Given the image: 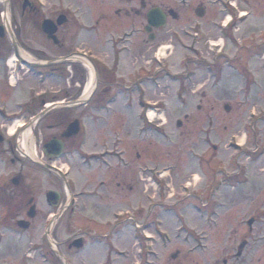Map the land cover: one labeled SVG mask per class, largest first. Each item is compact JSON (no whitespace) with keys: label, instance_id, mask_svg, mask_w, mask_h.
<instances>
[{"label":"rangeland","instance_id":"rangeland-1","mask_svg":"<svg viewBox=\"0 0 264 264\" xmlns=\"http://www.w3.org/2000/svg\"><path fill=\"white\" fill-rule=\"evenodd\" d=\"M29 1L37 6L38 13L35 16L28 10H22L16 0H7L11 28L25 58H33L39 51H60L41 31V24L45 19L56 21L60 15H67L69 22L59 28L57 34L59 39L62 35L74 36L79 33L76 39L73 38L72 41L67 39L69 48L80 47L79 49L91 51L94 57L103 60V63L105 61L110 69L115 68L111 60L112 46L114 45L117 51L121 48L119 52L123 53L121 54L123 64L119 77L127 78V81L131 78L135 80L140 74L153 77L159 63L152 59L153 55L157 54L159 49L166 48L165 55L160 59L164 61V70L156 79L160 80L161 88L158 89L151 84L145 87L147 102L155 116V123L147 125L148 135L138 134L142 111L137 105L129 106V102L133 101L134 91L123 94L122 83L118 81L120 78L116 80L115 77L110 92L115 91L120 95L110 105L111 114L92 113L87 145L89 150L86 148L83 153L90 154L100 150L103 134H106L108 141L111 142L115 137L117 139L120 133L126 143L121 149L127 150L132 165L135 163L137 166L141 164L139 167L147 165L148 168H152L158 164L160 169L171 165L175 170L163 174L161 178L164 187L159 189L158 184L150 178L149 172L143 174L139 173V170L130 172L118 168L113 175L97 162L85 165L87 157L82 153L67 156L61 162H54L53 164L64 173L68 172L66 179L74 184L77 192H80L84 185L87 190L104 192L102 194L104 211L100 206H96L93 198L79 199L71 206L70 200L67 202L70 207L66 217L60 221L66 222L67 231L64 235V228L59 225L56 227L59 240L72 239V235L81 228L102 229V232H108L106 229L108 228L114 229L115 234H121V228L132 226L133 221L128 219L119 222L111 220L112 211L108 217V197L112 194L116 202L114 207L116 209L113 208L114 215L131 210V216L140 226L148 224L151 220L147 232L159 239L156 248H153L159 257L154 258V255H151L149 260H155L156 264H170L172 255L178 252L180 264H223L224 260H228V264H264V62L256 60V57L264 54V0H258L257 3L249 0L248 4L244 2L237 4L240 11L251 12L252 15L242 24L237 21L235 28L238 31L231 34L237 41L235 43L230 41L231 35L221 33L218 28L219 24L225 21L226 15L221 13L220 7L210 8L206 1L209 10L204 18L197 20L195 17L197 5L192 1L187 14L186 10H180L181 22L177 24L170 21L165 29L155 31L154 41H149L143 29L146 25L145 13L150 7L144 9V19L130 15L126 10L132 5L139 7V0ZM178 1L147 0L150 4L158 6L166 5L163 2L174 6ZM257 4L260 7H257ZM4 8L3 1L0 3V12H3ZM0 24H3L2 17ZM174 32L177 33L175 36ZM129 36H133L134 39L127 48L131 49L133 54L124 52L121 44ZM211 42L218 46L212 47ZM236 43L242 46V50ZM222 49L223 56H218ZM138 50L140 53L136 54ZM196 53H200L199 58L194 55ZM1 56L8 58V61L14 56L12 42L8 37L0 39V72L3 63ZM84 64L83 72L75 70L74 81L79 84L81 79L80 85L85 91L90 73L87 69L89 65L87 62ZM208 65L212 67L211 74L207 72ZM187 69L192 70V83L183 78L182 74ZM167 70L180 73L176 76V82L181 84L180 93L185 94L184 102L177 98L178 87L170 81L172 77L171 79L167 77ZM244 73L248 75L247 82L244 81L246 80ZM103 76L105 75H102V78ZM240 81L247 83L246 85L243 83V89L240 88ZM35 82L31 78H26L24 83L17 87L19 81L14 82L12 78L11 83L17 87L13 99L30 98L31 89L38 93L50 88L55 90L57 86L63 85L61 79H53L46 85H38ZM72 82L73 80H70L67 83L68 87H72ZM68 91H71V88ZM100 95L101 92H98L99 98L102 96ZM225 105L231 107L229 114L224 111ZM96 116L98 118H95ZM142 136L145 140H142ZM236 144L243 146V149H237ZM32 151L37 162L26 161L27 178L35 179L41 188L45 189L47 185L45 186L44 179L49 176L51 189L60 190L63 185L60 176L42 169L39 165L40 161L42 163L41 155L35 156L34 148ZM137 152L140 154L137 160H141L142 163L134 159ZM0 157L2 177L12 173L14 167L7 160V156ZM236 159L239 162H236ZM238 165L242 170L240 175L236 176ZM102 178L106 185L104 188H100L97 182ZM215 179L223 180L222 183L226 184L223 190L216 187L218 193L211 204L214 212L206 221L205 218H201L194 206L202 207L207 204L205 202L208 188L214 184ZM153 180L156 182V179ZM87 182L89 184H86ZM118 183H125V188L119 187ZM183 186L192 189L191 196L185 195ZM231 186L235 189L230 188ZM146 195L150 199L153 197L156 204L151 210L146 209L148 202ZM39 205L46 210V203ZM56 212L55 208L50 210L52 216ZM157 214L162 222V231L169 234L162 237L164 247L161 236L156 235L150 225L151 216H154L153 222H156ZM55 217L58 216H53L51 225L48 220H39L36 232H41L46 225H49L52 231L57 220ZM250 220L254 221L252 227L248 225ZM194 228L202 229L208 236L206 242L203 239L205 236L192 231ZM122 235L123 238L118 240L119 244L112 249L113 264H138L139 248L133 240L134 234L126 228ZM105 243L107 242L96 241L91 247L74 253L69 260L73 264H103L107 257ZM244 244L246 246L243 256L236 259L240 246ZM230 254L231 257L228 256ZM35 264L42 263L36 261Z\"/></svg>","mask_w":264,"mask_h":264},{"label":"flooded vegetation","instance_id":"flooded-vegetation-1","mask_svg":"<svg viewBox=\"0 0 264 264\" xmlns=\"http://www.w3.org/2000/svg\"><path fill=\"white\" fill-rule=\"evenodd\" d=\"M192 1L196 2L194 3L197 5L196 10H204L206 14L209 10L205 4L206 2L210 8L217 6L229 13H233L230 9L233 6L232 1L237 2L236 4H239V2L248 4L249 2V0H179L177 5L174 6L169 5L167 2H163L166 5L160 4L158 6L150 4L147 0H139V7L132 5L126 8V10L128 14L144 19V9L149 6H158L167 16V27L170 21H174L177 24L181 22L182 16L180 10H186L185 13L187 14V9ZM252 1L257 3L256 1L258 0ZM18 2L20 3V0ZM257 7H260V5ZM28 11L31 15L35 12L32 3L29 5ZM236 23L237 15L233 16L228 26L223 27L222 24H219V31L231 35L236 29ZM176 34L174 32L173 35L175 36ZM73 38L76 39L77 35H62L60 39L58 38L60 42L57 46L60 50L59 52L39 51L33 58L26 59L21 57V61H16L11 66L9 65L8 58L1 56L3 63L0 72V156H7V160L14 167V170L12 173L0 177V264H35L36 261L42 264H73L69 259L74 253L77 254L100 240L107 242L105 243L107 257L103 264H113L112 249L113 247L115 248L116 239H119L117 238L119 234L113 233L114 229L106 228L108 232H102V229L84 230L81 228L72 235V239L70 240H59L56 229L58 225L63 227V234L66 235V222L62 223L60 221L63 217H66L68 207L71 206L73 201L77 202L79 199L83 200L85 197L93 198V201L97 204L96 206H100L104 211L102 201V196H104L102 194L104 192L92 191V189L87 190L85 185L81 188L80 192H77L74 184L70 183L69 180H67L66 184L63 182L60 190L57 188L51 189L49 176L44 179L45 186L47 185L46 188L42 189L39 182L37 183L35 179H28L26 176V161L29 160L33 163L37 161L30 155H26L27 143H25V138H29L30 143L34 144L36 156L41 155L40 159L42 163L40 161L39 165L49 173L52 172L49 166H52L55 161L61 162L67 156L82 153L87 157L85 165L89 166L97 162L103 169L109 173L112 172L113 175L115 174L113 139L109 142L106 134H103L100 150L90 152V154L85 152V154L83 153L85 148L82 134L83 120H92L93 112L105 109V103L110 97L108 93L112 87L113 70L112 68L98 65L94 60L91 61L96 70L97 85L90 99L87 103H84L81 98V79L79 84L74 81L75 70L83 72L84 69L83 58L80 56L83 55L82 50L79 49L80 47L69 48L67 46V39L72 41ZM229 39L234 43L236 42V39L232 35ZM236 45L242 50V46ZM70 74H72L71 77ZM14 75L19 78L22 75L17 87L21 83H24L26 78H31L38 85L41 78L44 85L49 81H53V79H61L63 85L57 86L55 90L50 88L39 93L31 89L30 98L13 99V93L17 88L11 83ZM102 75L105 76L102 78ZM70 80H73L72 87H68L67 85ZM70 88L71 91H68ZM98 92H101V98L97 96ZM17 122H23V125L17 128L15 134L11 136L9 134V127ZM74 123L78 126L77 132L69 138H64L63 135ZM53 141L61 142L63 146L62 155L58 160L50 158L55 154L54 150H47L50 156H46L43 152V149L48 148L46 147L47 144H51ZM38 148L39 153L37 151ZM123 165L126 167V163ZM97 182L100 188L106 186L103 178ZM86 184H89V182ZM124 185L125 183H118L119 187ZM51 191L57 192L60 195V205L55 207L57 212L53 215L58 217L52 231L51 228L49 229V225H46L41 232L37 233L36 225L39 220H48L47 222L50 225L52 224L51 219L53 216L50 214V210L54 207L49 204L47 198V194ZM108 198L107 213L110 216L115 198L112 194ZM69 200L70 206L67 205ZM43 203H46V210L39 205ZM32 213H34L33 217L31 216ZM124 219L133 221L132 225L134 227L129 230L134 234L135 244L138 243L140 245L138 262L140 264L144 252H148L149 249L145 248L144 244L141 243L143 238L139 222L134 220L131 214L126 215ZM110 221L109 219L108 222ZM76 222L78 223V220ZM81 239L83 240V246L80 250L71 247L75 241ZM228 256L231 257L232 255ZM179 257V252L172 255L170 264H180ZM153 264H156L155 260ZM223 264H228V260H224Z\"/></svg>","mask_w":264,"mask_h":264},{"label":"water","instance_id":"water-1","mask_svg":"<svg viewBox=\"0 0 264 264\" xmlns=\"http://www.w3.org/2000/svg\"><path fill=\"white\" fill-rule=\"evenodd\" d=\"M25 6H27V3L25 4ZM203 11L201 13H199V16H203ZM148 18V27L146 28V31L148 33H150L153 28H158L160 26H162L164 24L163 20H165V17L162 16L161 12L158 9L152 10L148 13L147 15ZM67 23V18L65 16H61L58 21L57 24L54 23L51 20H45L41 26V30L43 32V34L47 37L48 40H51L53 43H55L56 45L59 44V40L57 39L56 33L58 31V27L59 26H63ZM6 35V31L5 28L0 26V38H4ZM12 37V41H13V46L15 49V52L18 53L19 49L17 46V43L15 42V39L13 37V34H10ZM151 39H153V36L151 37ZM229 110V109H228ZM76 132V125H73L68 133H66L64 135L65 138L71 137L73 134H75ZM45 149V153L48 155L47 150L51 149L55 151V154L52 157H59L61 155L63 146L61 145V143L59 142H52L51 144H48ZM50 156V155H49ZM52 170L56 171L57 173H59L61 175V173L55 169L52 168ZM47 198L49 200V204L52 206H58L59 205V194H57L56 192H49L47 194ZM32 217L34 216V213H32L31 215ZM251 224V223H250ZM83 245V240H78L77 242L74 243V247L79 249L81 248ZM245 244L242 245L240 247V250L237 254V258H240L242 256L243 250H244Z\"/></svg>","mask_w":264,"mask_h":264},{"label":"bare ground","instance_id":"bare-ground-1","mask_svg":"<svg viewBox=\"0 0 264 264\" xmlns=\"http://www.w3.org/2000/svg\"><path fill=\"white\" fill-rule=\"evenodd\" d=\"M3 2V0H0V3H2ZM229 20V19H228ZM212 46H215V44H212ZM166 48H161L160 49V51H159V56H163V55H165V53H164V50H165ZM15 63V58L14 57H12L10 60H9V65L11 66V65H13ZM87 69H88V71H89V73H90V78H89V81H88V83H87V85H86V88H85V96H89V94L91 93V91H92V88H93V86H92V72H91V68L89 67V66H87ZM23 125V122H17V123H15L13 126H11V127H9V134L12 136V135H14L15 134V132H16V130H17V128H19V127H21ZM27 139H29V138H27ZM26 138H25V140H27ZM241 143H243V140L241 141Z\"/></svg>","mask_w":264,"mask_h":264}]
</instances>
